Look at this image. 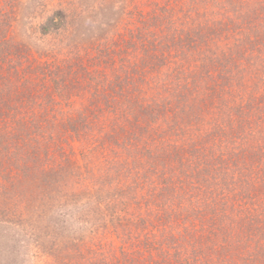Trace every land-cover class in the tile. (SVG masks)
<instances>
[{
    "label": "trees",
    "instance_id": "trees-1",
    "mask_svg": "<svg viewBox=\"0 0 264 264\" xmlns=\"http://www.w3.org/2000/svg\"><path fill=\"white\" fill-rule=\"evenodd\" d=\"M0 264H264V0H0Z\"/></svg>",
    "mask_w": 264,
    "mask_h": 264
},
{
    "label": "rangeland",
    "instance_id": "rangeland-1",
    "mask_svg": "<svg viewBox=\"0 0 264 264\" xmlns=\"http://www.w3.org/2000/svg\"><path fill=\"white\" fill-rule=\"evenodd\" d=\"M28 11L29 12H25V15H28L29 13L32 14V16H36V18L33 20L32 18L26 19L25 17H22L21 21H18L14 24V26L9 32V36L11 40L23 41V42L27 41L28 44L31 46L32 52L36 54V51H41V52L45 51L47 48L50 47L51 43L58 40L60 36H57L55 34L41 35L40 33H38L35 24L36 21H39L41 11L38 9H36L35 11L30 9ZM84 28H85L84 33L88 32L89 26L84 24ZM80 38L82 40L84 39V41L86 40L85 43H87L90 37H80Z\"/></svg>",
    "mask_w": 264,
    "mask_h": 264
}]
</instances>
